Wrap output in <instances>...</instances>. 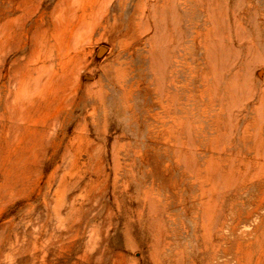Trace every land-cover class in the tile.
<instances>
[{"label": "rangeland", "instance_id": "1", "mask_svg": "<svg viewBox=\"0 0 264 264\" xmlns=\"http://www.w3.org/2000/svg\"><path fill=\"white\" fill-rule=\"evenodd\" d=\"M0 264H264V0H0Z\"/></svg>", "mask_w": 264, "mask_h": 264}]
</instances>
